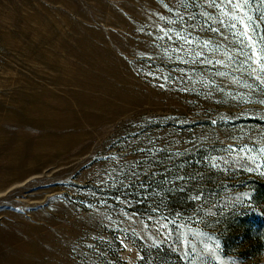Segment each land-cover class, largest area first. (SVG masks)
<instances>
[{
  "label": "rangeland",
  "instance_id": "rangeland-1",
  "mask_svg": "<svg viewBox=\"0 0 264 264\" xmlns=\"http://www.w3.org/2000/svg\"><path fill=\"white\" fill-rule=\"evenodd\" d=\"M253 45L261 0H0V264H264Z\"/></svg>",
  "mask_w": 264,
  "mask_h": 264
},
{
  "label": "snow or ice",
  "instance_id": "snow-or-ice-1",
  "mask_svg": "<svg viewBox=\"0 0 264 264\" xmlns=\"http://www.w3.org/2000/svg\"><path fill=\"white\" fill-rule=\"evenodd\" d=\"M222 2H223V0H222ZM228 2L229 3H231L232 2V0H228ZM250 2V0H244V3H249ZM261 2L262 3H264V0H261ZM234 19H235V17H233ZM249 21H250V17H249ZM240 23L241 24H243L244 25V35L245 36H248V28H249V24L248 23H246L243 19H241L240 20ZM233 26H235V25H233ZM257 53H259V55L261 56V57H264V49H256L255 48V46L253 45V50H252V55L253 56H255V55H257Z\"/></svg>",
  "mask_w": 264,
  "mask_h": 264
}]
</instances>
